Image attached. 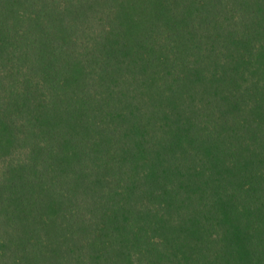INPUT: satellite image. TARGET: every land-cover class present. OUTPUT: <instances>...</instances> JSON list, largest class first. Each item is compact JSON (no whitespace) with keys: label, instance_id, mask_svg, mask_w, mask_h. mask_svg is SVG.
Masks as SVG:
<instances>
[{"label":"trees","instance_id":"obj_1","mask_svg":"<svg viewBox=\"0 0 264 264\" xmlns=\"http://www.w3.org/2000/svg\"><path fill=\"white\" fill-rule=\"evenodd\" d=\"M0 264H264V0H0Z\"/></svg>","mask_w":264,"mask_h":264}]
</instances>
